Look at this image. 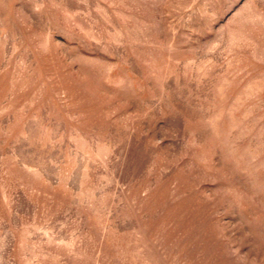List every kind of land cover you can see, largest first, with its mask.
<instances>
[{
  "label": "rangeland",
  "instance_id": "rangeland-1",
  "mask_svg": "<svg viewBox=\"0 0 264 264\" xmlns=\"http://www.w3.org/2000/svg\"><path fill=\"white\" fill-rule=\"evenodd\" d=\"M0 264H264V0H0Z\"/></svg>",
  "mask_w": 264,
  "mask_h": 264
}]
</instances>
